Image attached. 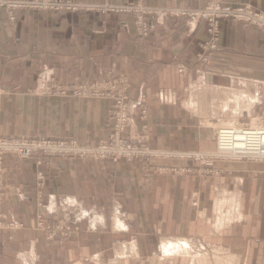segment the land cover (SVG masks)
Segmentation results:
<instances>
[{
	"label": "crops",
	"instance_id": "obj_1",
	"mask_svg": "<svg viewBox=\"0 0 264 264\" xmlns=\"http://www.w3.org/2000/svg\"><path fill=\"white\" fill-rule=\"evenodd\" d=\"M7 1L24 7L9 14L0 6V139L74 138L97 144L111 124L110 105L49 96L45 90L113 75L130 77L132 96L148 98L146 134L137 115L129 126L152 147L169 151L213 150L204 123L216 113L228 116L230 97H264L263 31L223 22L211 61L204 63L197 54L209 40L205 22L162 14L199 11L207 0H144L162 12L145 40L138 38L129 14L43 11L29 5L38 0ZM71 1L89 7L133 0ZM223 1L264 12V0ZM254 102L259 105L260 99ZM49 161L4 159L5 222L23 227L2 234L0 264H129L121 257L150 241L160 244L157 255L163 261L164 247L173 245L169 256L176 264L201 249L234 264H264V164L232 161L205 174H173L158 168L200 165L180 159L119 165ZM41 177L44 188L37 186ZM38 216L46 223L63 219L77 232L52 245L37 228Z\"/></svg>",
	"mask_w": 264,
	"mask_h": 264
},
{
	"label": "rangeland",
	"instance_id": "obj_2",
	"mask_svg": "<svg viewBox=\"0 0 264 264\" xmlns=\"http://www.w3.org/2000/svg\"><path fill=\"white\" fill-rule=\"evenodd\" d=\"M5 1L6 3L1 1L0 6L6 10L8 9L7 11L9 14L11 11L16 9H23L19 6L16 7L15 3L18 4L17 2ZM65 3L67 5L66 7L62 10H55L53 12H73L78 10L77 12L92 11L103 15L129 14L134 19L135 33L138 35L140 40L148 38L153 29V18H157L162 13L160 11L150 9L145 4L144 0H140L137 3L133 0L125 6L102 4L100 6L88 7L78 4L80 6L78 7L71 0H65ZM133 4L135 5L133 6ZM29 5L35 7L34 4ZM41 5L43 7L53 8L56 6V3L54 0H46L42 2ZM37 10L48 11L47 9ZM210 12L213 14H210ZM162 14L198 18L205 22L206 34L209 40L204 43L203 49L197 54L198 59L204 63L211 61L210 51L217 47L219 43L220 30L223 22L239 23L243 26L264 32V12L255 10L250 6L227 5L223 0H207L203 8L195 12L191 10H175L174 12H164ZM132 88L133 86L131 84L130 77L125 75H113L103 77L92 82L86 81L78 85H54L51 89L47 88L45 90V94L49 96H61L65 98L70 97L81 100H99L110 105L109 115L111 116V124L107 130V136L97 144L81 143L74 138L24 137L17 139L24 140L26 145H32L31 150L35 147L36 153L32 150L29 158H37L38 164H49L50 159H72L117 165L122 163L139 162L147 164L154 160L168 161L171 159H180L183 161L196 162L200 165L197 169L177 167L158 168L160 172H171L173 174H185L194 171H200L201 174H205L210 171H214L221 163L232 161L256 162L264 164V154L260 153L259 155L253 153L256 152V149L258 150L257 146L259 145V148H264V136H262L263 142L260 140V142L257 143V140H259V133H255L256 135H250L253 137L254 142L256 141L254 144L256 147H248L250 150L245 149L247 148V139L245 137L247 132L245 131H264V97H254L251 95L230 97L228 116H223L225 115L224 113H216L213 114L214 117L211 119V122L207 121L204 123V126H207H205V128L210 132L211 137L214 138L215 148L213 150H205L203 152H178L152 147L148 139L145 136H141V132L138 133L136 132V129L133 130V128L129 126L131 118L137 115V121L142 124L139 127L142 129L143 133L146 134L150 118L148 98L146 94L140 93L137 97H133L131 94ZM258 98L260 99L259 105H257L259 102H254L256 99L258 100ZM206 115L209 116L212 114L207 113ZM224 131L229 133L226 134V141H222L221 135ZM242 131L244 132L241 134L237 133ZM12 139L15 138H11L10 140ZM221 143L223 144V149H232V151L223 152L221 150ZM243 148L245 151L240 150ZM3 151V149H0V156L4 154ZM247 151L252 153L240 154L248 153ZM8 155L17 154L8 153L3 155L2 172L4 159ZM17 156L21 157L20 155ZM43 182V178H39L37 186L39 188H44ZM2 183L3 193H0V198H3V203L0 216V240L2 238V234L7 230L19 229L23 227L21 224L5 222L4 203L6 193L4 190L5 182L3 181ZM44 195L43 191H39L37 193L38 202L41 201L43 203ZM73 211L75 210L73 209ZM80 214L85 217L86 212L83 211V213ZM54 218H56V216H54ZM37 228L40 232L44 233L47 242L52 245L59 244L62 240L65 241L71 238V236L77 232V228L75 226L68 224L63 219L50 220L49 223H46V219L43 216H38ZM121 243H124V241ZM126 243H128V248L132 247L130 246V241H127ZM140 250H145L146 255L140 257ZM159 250L160 244L150 241V244L147 246L143 245V250H129L131 253H129L130 255H128V258H121H125L124 260L129 259V264H176V262L173 261V256H169L171 251L168 253L165 252L167 256L163 261L161 260L163 259L162 255L160 254V257L157 255ZM183 251L187 252L186 250ZM190 260H194V264H234L231 259H226V257L219 255L218 252L209 249H201V251L195 252V254H192L191 257L186 259L185 264H189ZM80 264H86V262L82 261ZM181 264L184 263L181 262Z\"/></svg>",
	"mask_w": 264,
	"mask_h": 264
},
{
	"label": "built area",
	"instance_id": "obj_3",
	"mask_svg": "<svg viewBox=\"0 0 264 264\" xmlns=\"http://www.w3.org/2000/svg\"><path fill=\"white\" fill-rule=\"evenodd\" d=\"M1 1L6 3V1H4V0H1ZM44 1H46V0H38L37 2L34 3L35 7L32 6V5H30L31 9H35V10H37V9H47V10L55 11V10H62L64 7L67 6L66 3H65V0L64 1H62V0L61 1L60 0H54V2L56 3V6L55 7H53V8L43 7L41 5V3L44 2ZM135 1L137 3L140 0H135ZM134 5L135 4H133V6ZM18 6L19 7H24L23 5H20V4H18ZM210 14H213V13L210 12ZM240 19H242V18H240ZM243 132L244 131L237 132V133L238 134H241ZM245 132H247V133H254V134L255 133H259V140H257V143L260 142V140L262 141V136H264V131H258V132L257 131H254V132L245 131ZM226 134H229V133H227L225 131L222 132V135H221L222 136V141L223 140L226 141V137H227ZM256 145H258V144H256ZM31 146L32 145H29V144L26 145L25 144V141L24 140H20V139H12V140H10V139H2V140H0V149H3L4 150L3 151L4 152L3 155L9 153V154H17V155H20L23 158H29V156L31 155V151L32 150H33L34 153H36L35 147L31 150ZM260 148L263 149V150H261ZM260 148H258V150H256V152H253V153L254 154H259V155H260V153L261 154H264V148H262V147H260ZM245 149L246 150H250L248 147L245 148ZM245 149L243 148V149H240V150L245 151ZM221 150L223 152L224 151L225 152H231L232 151V149H227V148L226 149H223V144L222 143H221ZM247 152L248 153H240V154H250V153H252L250 151H247ZM3 155L0 156V193L1 192L3 193V188H2V186H3V183H2L3 182L2 181V177H3V172H2L3 158L2 157H3ZM2 203H3V198H0V216H1Z\"/></svg>",
	"mask_w": 264,
	"mask_h": 264
},
{
	"label": "bare ground",
	"instance_id": "obj_4",
	"mask_svg": "<svg viewBox=\"0 0 264 264\" xmlns=\"http://www.w3.org/2000/svg\"><path fill=\"white\" fill-rule=\"evenodd\" d=\"M1 2V1H0ZM15 5H16V7H18V4H16L15 3ZM245 135V134H244ZM250 135H256V134H252V133H246V145H247V147H249V148H255L256 146H254V144H255V142H254V140H253V137L252 136H250ZM258 135V134H257ZM254 137H257V136H254ZM93 156V155H92ZM185 246L187 247V244H185ZM172 247H173V245H170V247H168V246H165L164 247V251L165 252H169V251H171L172 250Z\"/></svg>",
	"mask_w": 264,
	"mask_h": 264
}]
</instances>
